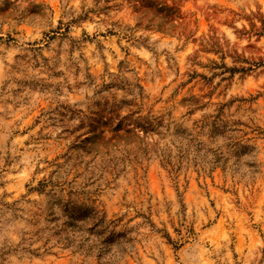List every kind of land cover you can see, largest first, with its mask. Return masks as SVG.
<instances>
[{
    "label": "clouds",
    "instance_id": "clouds-1",
    "mask_svg": "<svg viewBox=\"0 0 264 264\" xmlns=\"http://www.w3.org/2000/svg\"><path fill=\"white\" fill-rule=\"evenodd\" d=\"M0 264H264V0H0Z\"/></svg>",
    "mask_w": 264,
    "mask_h": 264
},
{
    "label": "rangeland",
    "instance_id": "rangeland-1",
    "mask_svg": "<svg viewBox=\"0 0 264 264\" xmlns=\"http://www.w3.org/2000/svg\"><path fill=\"white\" fill-rule=\"evenodd\" d=\"M201 26L207 25L208 24V20L205 19H201L200 22ZM181 24L182 26L187 25L188 27H191V18H186V17H181ZM193 43H196L195 40H193ZM189 86H192L193 88L199 89V84L196 81V77H192L189 82H188ZM212 95H214V93H212ZM195 180H193V184H195ZM207 183L211 184L212 183V178L209 177L207 178ZM215 191H219V189H214Z\"/></svg>",
    "mask_w": 264,
    "mask_h": 264
}]
</instances>
